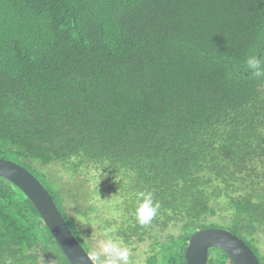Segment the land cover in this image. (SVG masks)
<instances>
[{"label": "trees", "instance_id": "trees-1", "mask_svg": "<svg viewBox=\"0 0 264 264\" xmlns=\"http://www.w3.org/2000/svg\"><path fill=\"white\" fill-rule=\"evenodd\" d=\"M257 70L264 0H0V157L42 182L89 254L82 227L98 219L126 245L152 237L146 264H187L191 234L209 227L237 234L264 264ZM59 163L100 167L106 183L94 191L117 216H95V202L69 210L72 195L40 169ZM141 192L159 204L147 225L135 214ZM7 257L71 264L0 177V264ZM207 264L234 262L215 247Z\"/></svg>", "mask_w": 264, "mask_h": 264}, {"label": "water", "instance_id": "water-1", "mask_svg": "<svg viewBox=\"0 0 264 264\" xmlns=\"http://www.w3.org/2000/svg\"><path fill=\"white\" fill-rule=\"evenodd\" d=\"M0 177L27 195L71 264H96L68 226L48 189L31 171L16 161L0 157ZM215 247L224 250L234 264H262L241 237L221 227L203 228L191 234L185 251L187 264H207L209 251Z\"/></svg>", "mask_w": 264, "mask_h": 264}, {"label": "rangeland", "instance_id": "rangeland-1", "mask_svg": "<svg viewBox=\"0 0 264 264\" xmlns=\"http://www.w3.org/2000/svg\"><path fill=\"white\" fill-rule=\"evenodd\" d=\"M264 90V86H263ZM92 162H88V164H91ZM93 164V163H92ZM50 165L42 166L41 172L45 171L46 173L50 172L51 180H57L58 184L61 185L62 188L65 189L66 193H70L72 196L67 197V203L69 206V210H73L75 207H83L84 204L89 205L91 202H95L97 205V211L95 216L103 215V217L107 216H117V211L114 212L112 209L113 207H116L115 204L111 201L110 198L106 199L105 196L98 197L100 195L96 194V191H94L95 186L98 185H105L106 183V175L101 171V168H96L93 165H83L79 172L72 173L70 169H64L62 164H52ZM40 171H37L36 174L39 175V177L43 180H46L44 177V174H42ZM53 177V178H52ZM50 185V184H49ZM98 195V196H97ZM113 198V197H112ZM113 206V207H112ZM102 226V228H101ZM84 230H86V233L88 234V237L90 238L89 244L91 246V256L94 258V260L101 264V262L104 260V257H100L99 261L95 257V253L97 251L96 247V241L98 239L103 238L101 236V233L105 230L103 224L101 225L100 220L96 219L92 223H84L83 227ZM157 233L160 236V240L162 239V236L166 234V232H160L157 231ZM262 232L260 234L261 240L264 239L262 236ZM122 240V239H121ZM123 241V240H122ZM152 237L148 236L144 241L136 242L134 241L132 245H126L130 250V257H129V264H146V255L148 249H150L151 244L153 243ZM262 248L264 250V243L262 245Z\"/></svg>", "mask_w": 264, "mask_h": 264}, {"label": "clouds", "instance_id": "clouds-1", "mask_svg": "<svg viewBox=\"0 0 264 264\" xmlns=\"http://www.w3.org/2000/svg\"><path fill=\"white\" fill-rule=\"evenodd\" d=\"M247 63L255 69L258 68L260 61L252 57L248 59ZM255 75L261 76L264 75V72L257 70ZM138 195L142 196L143 200L138 204L135 214L141 225H147L156 216L159 204L153 203L151 193L141 192ZM101 236L103 238L96 241V259L99 261L100 257H104L101 264H129L130 250L123 241L110 235L109 230L103 231ZM2 264H15V258L7 257Z\"/></svg>", "mask_w": 264, "mask_h": 264}]
</instances>
